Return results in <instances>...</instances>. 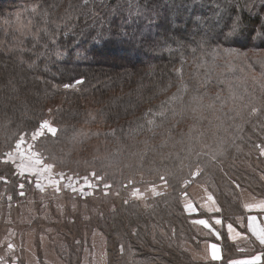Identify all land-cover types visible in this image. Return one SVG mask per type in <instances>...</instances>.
<instances>
[{"label": "trees", "instance_id": "1", "mask_svg": "<svg viewBox=\"0 0 264 264\" xmlns=\"http://www.w3.org/2000/svg\"><path fill=\"white\" fill-rule=\"evenodd\" d=\"M262 52L264 0H0V216L31 186L5 153L47 120L46 160L89 162L117 188L164 182L91 215L106 264H204L182 199L204 184L229 216L233 182L260 181ZM81 240L56 248L66 264Z\"/></svg>", "mask_w": 264, "mask_h": 264}, {"label": "rangeland", "instance_id": "2", "mask_svg": "<svg viewBox=\"0 0 264 264\" xmlns=\"http://www.w3.org/2000/svg\"><path fill=\"white\" fill-rule=\"evenodd\" d=\"M262 54L264 56V52ZM63 89L72 90L74 87L67 89L63 87ZM33 132L32 130L29 134H21L14 146L5 153L4 160L11 162L16 174L21 178H26L31 182V186L27 189V196L25 195L21 201L9 205L7 210L2 212L0 216V263L66 264L56 248L60 251L66 250L65 242L72 240L74 243L82 239L83 247L79 264H106L105 238L99 230L90 227L91 215L96 212L101 213L103 208H113V203L115 201L120 202L121 199L124 202L130 200L147 202V200L160 195L166 190L164 182L160 180L156 183H150L145 180L143 183L136 184L133 179L131 183L124 180L125 183L121 185V188L111 186V181L105 179L104 175L98 173L95 168L81 170V167L89 162H75L79 160L78 158H72L70 160L73 161L65 162L62 157L60 162L46 160L42 151L36 148L39 138L46 133V130L36 138H33ZM20 139H23V143L17 149L16 144ZM85 145L92 146L88 141ZM260 150L264 155L263 149ZM33 153L38 154V156H33ZM37 158L42 161L41 164L34 163ZM234 163L236 164V162ZM242 163L247 164L246 162ZM258 163L254 162V164ZM47 164L52 165L50 172L42 170L43 165ZM255 174L260 180L258 183L254 181L244 186L238 183L239 186L236 182H233L235 192L229 200L236 207L232 208L229 205L231 210L228 213L237 212L242 199H245L247 194L264 196V173L256 172ZM50 176L52 179L59 181L56 187L49 183ZM85 177L93 187H85ZM96 177L102 179L98 180ZM69 183L76 191H73L72 187L66 186ZM105 185L110 187L106 188ZM259 185L262 187L261 189ZM57 187L59 191L56 190ZM153 187L158 195H153L150 190ZM133 189H139L143 195L140 198L133 197L131 195ZM187 192V195L182 199V204L186 199L192 200L203 195H213V192L207 186L196 183L187 187ZM221 214H224V212ZM34 217L35 221L31 223ZM188 220L191 222L190 217ZM67 230H71L72 236L70 238L67 237ZM78 234L81 238L76 236ZM9 244L13 247L9 248ZM196 249L197 247L194 245H191V250L188 247L191 257L192 252Z\"/></svg>", "mask_w": 264, "mask_h": 264}, {"label": "crops", "instance_id": "3", "mask_svg": "<svg viewBox=\"0 0 264 264\" xmlns=\"http://www.w3.org/2000/svg\"><path fill=\"white\" fill-rule=\"evenodd\" d=\"M209 196L212 197L211 201L208 199ZM262 202H264V196L247 194L245 199H242L238 211L225 216L221 214V207L211 194L203 195L198 199H186L183 202L184 212L190 217L191 224L199 237L195 246L197 249L192 252V258L204 264H229L230 261H252L253 257L259 256L260 259L255 261V264H264V245L259 243L249 227L251 224L257 230L264 229V209L256 207ZM186 205H191L194 210L190 212ZM246 205L253 207L248 208ZM208 207L218 208L220 211L209 212ZM198 219L208 220L213 228L221 233V239L217 240L215 236L210 234L209 229L195 223ZM216 219H221L222 223L216 225ZM229 223L233 225L231 230L227 228ZM211 243H217L220 247L222 255L220 261L211 259L209 248ZM188 247L191 250V245Z\"/></svg>", "mask_w": 264, "mask_h": 264}, {"label": "snow or ice", "instance_id": "4", "mask_svg": "<svg viewBox=\"0 0 264 264\" xmlns=\"http://www.w3.org/2000/svg\"><path fill=\"white\" fill-rule=\"evenodd\" d=\"M239 23V19L235 20L233 22V24L231 25V28L232 30L234 31L236 29V26L238 25ZM229 25L225 24V27H228ZM77 83H80L79 81ZM70 86L68 84H65L64 85V88L67 89L69 88ZM46 130L48 131L49 133L55 135L57 129L54 128L49 121L47 120H44L39 128H37L34 132H33V138H36L37 136H40L43 134V131ZM23 143V139H20L17 141V144H16V148L19 149L21 144ZM33 156H38V154L36 153H33L32 154ZM35 164H41L42 161H40L38 158L34 161ZM52 168V165L51 164H47V165H43V171L45 172H50ZM71 179V178H70ZM96 179H102L101 177H96ZM161 179H163V177H161ZM49 183L53 186V187H56L59 183V181L57 180H54L51 178V176L49 177ZM39 186V185H38ZM67 187H72L73 188V191H76V189L72 186L71 183H69L68 185H66ZM85 187H93V185L91 183H89L87 181V178L85 177ZM105 187H110L109 185H105ZM57 191H59V188L57 187L56 188ZM153 193V195H158V193L156 192V189L153 187L150 189ZM82 191V190H81ZM131 195L135 198H140L143 193L140 192L139 189H133L132 192H131ZM209 201L212 200V197L209 196L208 197ZM186 207L188 208V210L191 212L193 211L194 209L192 208L191 205H186ZM246 207L250 208V207H253L252 205H246ZM256 207H259L261 209H264V202H262L261 204L259 205H256ZM208 211L209 212H212V211H216V212H219L220 209L218 208H212V207H208ZM195 223L199 224V225H202L204 228L206 229H209V232L211 235L215 236L217 238V240L221 239V233L216 231L213 226L208 222V220L206 219H198L195 221ZM222 223L221 219H216L215 220V224L216 225H220ZM251 231L253 232V234L256 236V238L259 240V243L261 245H264V229H261V230H257L255 227H252V225L250 224L249 225ZM227 228L229 230H231L233 228V225L231 223H229L227 225ZM9 248H12L13 246L11 244L8 245ZM209 248L211 250V259L213 261H220L222 259V255H221V249L220 247L218 246L217 243H211L209 245ZM260 257L259 256H256V257H253L252 258V261H245V260H241V261H230L229 264H255V261L259 260Z\"/></svg>", "mask_w": 264, "mask_h": 264}]
</instances>
